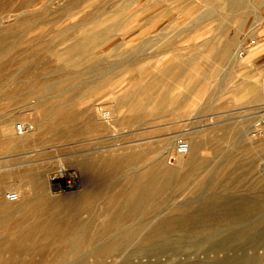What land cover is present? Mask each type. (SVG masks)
Listing matches in <instances>:
<instances>
[{"label": "rangeland", "instance_id": "374dc122", "mask_svg": "<svg viewBox=\"0 0 264 264\" xmlns=\"http://www.w3.org/2000/svg\"><path fill=\"white\" fill-rule=\"evenodd\" d=\"M222 1L0 0V45L5 44V56L14 59L0 71V124L6 119L11 122L9 130L0 128V201L14 205L5 194L20 193L24 198L31 185L36 192L43 190L53 212L67 221L68 214L97 196L101 188L119 187L123 169L117 177H108L107 166L92 153L94 149L108 153V146L113 153L143 149L149 165L181 174L188 155L177 154L176 145L192 143L202 162L185 182L174 180L150 201L146 216L134 219L145 218V231L160 220L179 217L184 223L164 227L147 241H142L139 230L128 243L107 253L91 247L111 241L114 233L102 238L39 233L25 240L21 232L0 228V264H264V48L247 57L264 41V2L244 0L251 9L238 16L217 13ZM202 6L213 11L195 17ZM34 15L37 23L20 22ZM159 34L168 35L162 47L152 43ZM235 37L245 48L240 60L220 61L217 55L223 41ZM76 41L84 51L67 54V46ZM197 45L201 67L214 71L198 97L187 96L179 104L168 100L159 110L146 112L139 123L122 121V112L115 115L114 130H89L70 138H52V130L37 126L40 112L31 98L45 82H60L68 92L97 95L95 103H99L106 101L109 92L121 93L129 85L127 69L107 73V65L130 56L143 64L145 82L191 57ZM134 68L130 69L137 73ZM26 69L33 74L23 75ZM15 72L20 74L6 79L5 73ZM100 74L103 78L95 81ZM85 79L94 81L86 86L81 81ZM136 80L133 76L130 81ZM170 93L186 95L187 90L173 87ZM102 104L108 110L109 104ZM82 117L77 114V127L83 125ZM141 165L136 160L130 168ZM221 172L223 185L213 188ZM61 178L70 187L57 183ZM201 181L204 186L195 189ZM207 198L215 204L200 207ZM86 218L85 212L78 211L74 221ZM16 241L21 243L18 247L13 245Z\"/></svg>", "mask_w": 264, "mask_h": 264}, {"label": "bare ground", "instance_id": "6f19581e", "mask_svg": "<svg viewBox=\"0 0 264 264\" xmlns=\"http://www.w3.org/2000/svg\"><path fill=\"white\" fill-rule=\"evenodd\" d=\"M203 1L204 0H202V2ZM256 2L260 3L262 2V0H256ZM66 6H69V3ZM250 9L251 8L244 3V0H223L222 6L217 11V13H219L220 11V13L227 12L241 16L247 14ZM212 11L213 7L210 8L207 6H202L200 12L195 17H198L202 13H211ZM20 22L22 24H25L27 22H31L32 24L37 23V15L21 19ZM156 33L155 36L158 35V33ZM159 36L161 37L155 39L152 43L158 47H162L166 45L168 41V35L159 34ZM88 37L92 41L95 39L91 34L88 35ZM235 38L223 41L221 50L217 55L220 61H225L229 58H231L233 61L240 60L243 52L245 51V48H243L242 42H240L237 37ZM147 39L148 38H146V40ZM112 42L110 44H112ZM80 43V41H76L67 46L66 53L73 54L79 53V51H84L82 50L83 46L80 45ZM150 43L151 40L149 41V45ZM139 48L141 49V47ZM194 49L195 50L193 52V55L191 57L178 60L175 63L174 69L167 68L163 71L161 70L160 72L151 75V77H149V79L145 82H142L144 77L142 74L143 64L138 63V60L134 61L129 59L130 56H127L128 58L120 63L107 65V73H111L119 69H127V71L129 72V75L127 76L129 85L128 88H126L121 93L116 94L114 93V91L109 92L108 97L105 99L106 101H101L99 103H95L96 100L100 98L97 95H93L91 97L81 91L68 92L63 87L64 84H61L60 82H45L41 86L40 93L36 96H32L31 98V100H34L32 104L33 108L40 112L41 118L39 119L37 126L41 128L45 127L46 130H52V138H70L73 136H81L89 130H93L95 131V133L106 129L114 130L116 128L114 120L117 119L115 118V115H118L122 112H124V116H122L123 118H121L122 121L126 123H139L144 121V114L146 112L159 110L168 100L171 103L179 104L187 96L196 98L200 95L201 90H203L205 80L208 77L214 75V71L207 69L204 70L201 67V62H198L199 45H197ZM7 52L8 48L5 46V44H3L0 47V71H3L5 66L10 64L11 61H14V59L11 60L5 56ZM36 54L38 55V53H35V55ZM131 66L135 67L134 69L137 71V73H133L131 71ZM32 72V70L26 69L22 71V74L30 75ZM19 74L20 72H15L12 74L5 73V75L7 76L6 79L9 80L14 79ZM103 74L97 76L98 80L95 81L99 82L101 78H103ZM133 76H135L137 79L135 82L130 81L131 77ZM81 81L86 86H89L90 83L94 80L88 81L87 79H85ZM173 87H183V89L187 90V94L181 95V93H175L176 95H172L170 93V90ZM102 103L109 104H107L109 106L108 110L104 109V104ZM90 110L95 111L94 114L90 113ZM77 114H82V118L84 119L83 125L79 127H77L75 123ZM61 124L65 125L64 128H60ZM10 126L11 122H8L7 119L0 124V128L3 131L9 130ZM193 146L194 145H192V143L187 144L188 151L186 154L188 155V160L184 164L186 166V169L181 174H175V172L168 167L158 169L155 167V165H149L145 161L146 151H144L143 149H140L139 151L129 150L121 153H113L110 146L107 147L108 151L106 152L108 153H101L100 151L98 152V150L94 149L92 153L97 154L100 158L99 160L103 161L107 166L108 177H117V173L119 172V170L123 169L124 176L118 188H106L107 190L101 188L97 193V196L85 199L80 204L79 208L76 209V211L74 210L72 213L69 212V218H67V221H64L61 219L60 214H58L57 212H53V210L51 209L53 208V205H51V201L48 198V195L43 190L36 192L33 186L30 185V190H28V194L24 198H22V195L20 193H17V200L11 201L14 205H10L8 203L0 201V228H9L21 232L25 235V240H31L35 235L39 233L52 234L61 232L68 235L79 234L82 238H87L90 235L102 238L110 233H114L111 241L91 247V249L94 251L106 253L111 252L112 250H115L118 247L128 243L135 235V233L139 232V230L143 231L141 236L142 241H147L153 236L161 234L164 231V227H172L174 225L184 223L182 220H180L179 217L160 220L157 221L151 229L145 231V229L147 228L145 218L144 220H140L139 222H135L134 219L136 216H146L149 208L148 203L158 197L157 195L161 193L171 182H173L174 184V180H178L179 183H183L189 177H191L196 170L199 169L198 167L202 162L197 158L195 154L196 151H194ZM13 147H15L14 144ZM200 148L201 145L199 146V149ZM136 160H141L142 165L138 169H131V164ZM174 170L176 169L174 168ZM55 178H58V176H55ZM215 179L216 180L212 182L213 188L219 184L223 185L222 172L218 173ZM40 182L44 183V180ZM57 183H63V185L70 187V182L65 180L64 178L58 180ZM55 184L56 183H54L53 185ZM204 184L205 182L203 181L198 182L197 184H195V189H199L200 187L204 186ZM108 185L110 186V181ZM95 200H97V204H95ZM214 202L215 201L213 198L204 199L200 203V207L205 208L211 206ZM215 210L218 211V209ZM78 211L85 212L87 214V218L82 221H74ZM205 214L207 215V213ZM207 216L209 217V215ZM189 218L190 217H188L187 219ZM20 244L21 243L17 241L13 243L14 247H18Z\"/></svg>", "mask_w": 264, "mask_h": 264}, {"label": "built area", "instance_id": "2783aa9c", "mask_svg": "<svg viewBox=\"0 0 264 264\" xmlns=\"http://www.w3.org/2000/svg\"><path fill=\"white\" fill-rule=\"evenodd\" d=\"M262 1L264 2V0H262ZM253 42H254V40H252L251 43H253ZM21 129H22L21 125L18 124V125H17V130L20 131ZM175 150H176V153H177V154H185V153H187V151H188L187 144H186V143H183V142H180V143H178V144L176 145ZM5 197H6V199H8V200H10V201H15V200H17V195L15 194V192H7V193L5 194Z\"/></svg>", "mask_w": 264, "mask_h": 264}, {"label": "crops", "instance_id": "0c3cea01", "mask_svg": "<svg viewBox=\"0 0 264 264\" xmlns=\"http://www.w3.org/2000/svg\"><path fill=\"white\" fill-rule=\"evenodd\" d=\"M262 48H264V41L260 42L259 44H256L255 48L250 50V53L247 54L248 58H251L252 56L255 55V53H257L258 51H260ZM264 55V53H263Z\"/></svg>", "mask_w": 264, "mask_h": 264}]
</instances>
